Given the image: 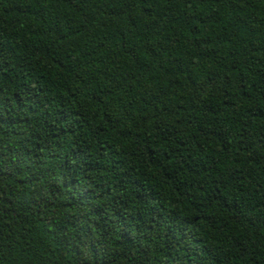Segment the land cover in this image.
Here are the masks:
<instances>
[{
	"label": "trees",
	"instance_id": "1",
	"mask_svg": "<svg viewBox=\"0 0 264 264\" xmlns=\"http://www.w3.org/2000/svg\"><path fill=\"white\" fill-rule=\"evenodd\" d=\"M0 264H264V0H0Z\"/></svg>",
	"mask_w": 264,
	"mask_h": 264
}]
</instances>
